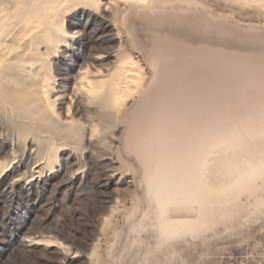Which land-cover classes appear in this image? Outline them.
Masks as SVG:
<instances>
[{
  "label": "rangeland",
  "instance_id": "rangeland-1",
  "mask_svg": "<svg viewBox=\"0 0 264 264\" xmlns=\"http://www.w3.org/2000/svg\"><path fill=\"white\" fill-rule=\"evenodd\" d=\"M7 1L12 8L14 0ZM263 4L127 0L112 7L127 12L120 14L118 38L110 42L100 37L96 15L80 16L82 10L69 8L64 16L69 46L59 45L48 59L40 56L55 89L62 90L59 86L75 74L76 54L118 45L120 55L137 62L143 86L109 128L84 132L75 148L55 138L47 148L44 136L25 134L26 120L7 103L9 92L0 89V174L21 164V184L30 176L46 179L15 201L0 193V264H264L261 178L236 190V197L234 191L214 199L202 220L194 205L171 207L164 217L191 223L163 239L146 191L148 167L135 149L155 121L211 120L225 129L239 120L264 118ZM46 240L56 247L33 244Z\"/></svg>",
  "mask_w": 264,
  "mask_h": 264
},
{
  "label": "bare ground",
  "instance_id": "bare-ground-1",
  "mask_svg": "<svg viewBox=\"0 0 264 264\" xmlns=\"http://www.w3.org/2000/svg\"><path fill=\"white\" fill-rule=\"evenodd\" d=\"M126 1L14 0L13 7L8 8V1L0 0V89L9 92L7 103L26 120L25 134L44 136L47 148L53 146L48 142L53 138L59 145L74 147L84 132L91 135L101 125L103 130L109 128L119 108L140 91L143 76L139 66L120 55V45L117 49L105 47L93 53L76 54L72 61L76 72L67 75L66 85L59 86L62 90L55 89L51 69L40 59V56L48 59L50 51L59 45L69 46L64 24L69 8L82 10L80 16L96 15L102 29L99 35L105 42L117 39L116 22L127 9L112 7ZM129 1L138 5L153 0ZM79 107L84 114L81 108L82 114H77ZM251 119L239 120L225 129H217L216 122L211 120L155 121L141 136L135 149L143 152V164L148 167L146 191L155 203L163 239L191 223L164 217L171 207L186 204L191 209L194 205L197 219L202 220V213L212 208L217 197L225 198L236 190L251 187L257 178L264 181V158L260 157L264 152V118L257 115ZM202 125L207 129L201 128ZM20 165L0 174V193L12 201L24 190L46 183V179L30 176L21 184ZM46 241L33 244L56 247L55 243H48L52 240Z\"/></svg>",
  "mask_w": 264,
  "mask_h": 264
}]
</instances>
